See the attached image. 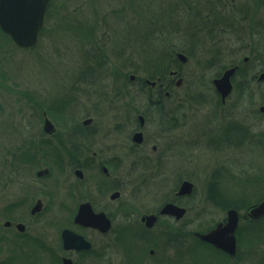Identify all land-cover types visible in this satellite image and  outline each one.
<instances>
[{"label":"rangeland","instance_id":"1","mask_svg":"<svg viewBox=\"0 0 264 264\" xmlns=\"http://www.w3.org/2000/svg\"><path fill=\"white\" fill-rule=\"evenodd\" d=\"M262 1L52 0L45 32L35 47L21 49L0 33V175L6 158H16L18 149L28 148L25 143L34 138L45 139L39 133L43 120L35 95L40 109L48 102L49 117L60 136L66 126L88 118L97 100L103 111L99 131L103 136L112 132L116 141L128 143L133 110L136 119L150 109L149 145L136 151L156 163L135 167L132 177L126 176L129 165L122 166L125 196L121 202L132 200L135 184L136 212L159 208L184 179L193 182L195 190L186 200L189 212L184 219H164L155 230L143 233L145 238L138 236L143 239L131 234L132 240H151L156 258L164 256L167 264H176V259L178 264L215 263L196 233L220 222L226 216L225 206L234 203L244 213L264 198V118L256 79L264 70ZM177 51L189 56L186 65L175 64ZM244 57L249 58L247 64ZM161 60L165 68L168 63L177 68L183 81L178 87L177 79L165 80V90L156 96L154 89L143 85ZM231 65L240 69L233 77L234 91L222 105L212 80ZM131 75L138 80L131 81ZM147 92L161 99L159 107L147 103ZM120 107L131 117L124 120L129 127L119 123L121 112L115 110ZM108 110H113L111 115L105 113ZM164 111L180 119L172 125L177 128L167 133L165 124L159 123ZM226 125L233 131L241 129L242 141L240 132L225 133ZM182 136L180 146L176 145ZM161 173L173 176L165 179ZM224 199L226 203L219 202ZM126 223L119 215L115 226ZM242 229L247 231L243 264H258L256 249L261 238L264 242V219L257 225L243 220ZM141 247H134L133 253ZM179 247L182 252L176 250ZM145 255L149 256L148 250ZM145 255L142 252L140 258ZM0 264L49 263L46 257L36 262L22 259L0 244Z\"/></svg>","mask_w":264,"mask_h":264},{"label":"flooded vegetation","instance_id":"2","mask_svg":"<svg viewBox=\"0 0 264 264\" xmlns=\"http://www.w3.org/2000/svg\"><path fill=\"white\" fill-rule=\"evenodd\" d=\"M48 10L50 11V6ZM47 17L48 14L40 37L45 32L49 19ZM243 62L247 64L249 58L244 57ZM261 70L258 75L256 74V79L260 98L259 112L264 118V112L261 110L264 107V79H260L264 70L263 68ZM165 85L153 88L157 92L156 96L161 95L165 90ZM213 88L216 96L220 98L214 85ZM165 96L169 97L170 94L166 92ZM36 97L39 95H35V107L38 111L41 110L43 120L39 133L45 139L34 138V141L25 143L28 148L18 149L16 158H6L4 172L0 175V244L5 245L6 251L10 254L21 256L22 259L32 262L46 257L49 264H152V262L153 264H167L164 256L156 258L157 253L151 248L153 244L151 240H132L131 234L137 239H143L145 238L143 233L152 232L164 219L177 221L173 216L161 213L166 204L172 203L186 207L189 212L186 200L191 198L194 192L191 195L178 194L181 183L186 179L174 189L173 197L166 198L155 210L135 211L137 184L133 185L130 195L132 200L121 202L125 196V175L123 172L120 173L123 170L122 166L129 165L130 171L126 176L132 177L135 167H143L149 165L150 162L156 163L152 158L148 160L145 153L136 151L149 145L150 138L146 133V125L151 119L148 115L151 110L138 113L136 119V110H133V127L128 134V143L116 141L112 132L103 136L104 132L99 131L98 124L103 111L97 100L93 105L94 110L87 114L88 118L75 126H66L67 128L60 136L58 127L49 117L48 102L44 101L46 105L40 109L39 107L42 108L41 102ZM160 102L159 97L153 98L151 105L157 108ZM112 111L108 110L105 113L108 112L111 115ZM115 111L116 114L121 112L119 123L129 127V122H125L127 118H131L127 115L128 111L121 110V107ZM163 114V118L162 115L160 116L159 123L165 124L163 125L165 133L175 130L177 127H172V125L180 123L178 114L172 116L169 111H164ZM140 117H143V123ZM47 118L54 124L53 133H48L45 129L44 124ZM87 120L90 122L86 123ZM228 127L227 130L223 127L225 133L240 132L242 141V130L238 131L236 128L233 131L234 127ZM137 132L143 134L141 143L134 141ZM182 139L183 136L176 145L180 146ZM226 142L229 144L231 141ZM210 144L215 147L213 143ZM152 150L156 151L157 147L154 145ZM8 155L13 156V154ZM160 175L165 179L173 176L165 173ZM135 180L137 181V179H131L132 182ZM144 180L143 178L141 181ZM263 200L264 198L260 201ZM219 202L224 204L227 200ZM231 209L232 207L226 209V216L220 223L225 220ZM81 212L87 213L90 220L95 222L93 224L86 222V218L80 215ZM238 212L241 223L243 222V207L242 211ZM119 215L124 219V223H128L122 226L118 224L117 228L115 225ZM135 215L136 219H133ZM145 215L156 217L153 227H148L143 221ZM130 219L131 222H129ZM262 220L247 221V223L257 225L261 224ZM108 224L109 229L102 230ZM260 242L262 244H259L256 249L257 262L264 264V247L261 248L264 245L263 238ZM201 243L212 252L211 255L216 259L215 263L212 261L210 264H243V229L237 232V252L234 256L214 245ZM138 245L142 246L143 250L134 254V247ZM147 250L150 257L145 255ZM176 250L182 252L181 247ZM142 252L145 257L149 258L141 259ZM174 261L176 264L179 263L177 259Z\"/></svg>","mask_w":264,"mask_h":264},{"label":"water","instance_id":"3","mask_svg":"<svg viewBox=\"0 0 264 264\" xmlns=\"http://www.w3.org/2000/svg\"><path fill=\"white\" fill-rule=\"evenodd\" d=\"M50 0H0V28L8 34L20 48H31L36 45L39 33L45 21V14ZM181 63L186 64L188 57L183 53H177ZM237 67L227 69L221 78L214 80V85L219 92L222 103L225 104L227 98L233 92L232 76L235 74ZM174 74V73H173ZM131 79L135 80V75H131ZM264 79V73L260 76ZM182 79H179L177 85L180 86ZM147 84L155 87L157 82L147 80ZM264 112V107L261 108ZM141 123H143V117ZM90 120L86 121V123ZM45 129L48 133L55 130L54 124L46 119ZM142 133H136L134 141L142 142ZM193 183L184 181L180 187L179 195H187L193 192ZM186 208L169 203L164 206L161 213L173 215L177 220L185 216ZM80 215L86 218V222L93 224L95 221L90 220L87 213L81 212ZM264 217V201L251 206L244 218L249 220H258ZM90 220V221H89ZM143 221L148 227H153L156 222L154 215H145ZM239 225V214L237 210L231 209L228 212L224 222L218 224L216 228L208 233H197V236L204 242L215 245L216 247L228 252L232 256L236 254V231ZM109 224L102 230L107 231Z\"/></svg>","mask_w":264,"mask_h":264},{"label":"trees","instance_id":"4","mask_svg":"<svg viewBox=\"0 0 264 264\" xmlns=\"http://www.w3.org/2000/svg\"><path fill=\"white\" fill-rule=\"evenodd\" d=\"M262 2H264V0H263ZM50 11H51V10H50ZM50 11H49V13H48V17L51 15V14H50ZM1 34H2L6 39H8V41L13 42L12 39H11L8 35L4 34L3 32H1ZM172 55H173V54H172ZM174 55H175V54H174ZM174 55H173V56H174ZM171 58H172V56H171ZM174 58H175V56H174ZM175 60H176V58H175ZM174 62H175V64L178 63L177 60L174 61ZM153 66H154V65H153ZM231 66H233V65H231ZM151 69H152V67H151ZM172 69H174V66H173L172 64L170 65V63H168L167 68H165L164 60H163V61L161 60V61H159V62L153 67V70H154L153 73L149 74L147 77H148L149 80H152V81H156V80H158V79H161L163 83H165V80L171 82V81H172V78H171L169 72H170ZM144 81H145V80H144ZM144 83H145V82H144ZM143 87L148 88L145 84L143 85ZM148 89L150 90V88H148ZM147 93H148V95L146 96V100H147V103H148L149 105H151L152 100H153V96H152V94H150L151 92H147ZM72 100H73V98H71V101H72ZM72 102H73V101H72ZM228 207H234V208H236V209H239L238 206L235 205L234 203L231 204V205H227V206H225V209H227ZM249 233H251V232H249Z\"/></svg>","mask_w":264,"mask_h":264}]
</instances>
